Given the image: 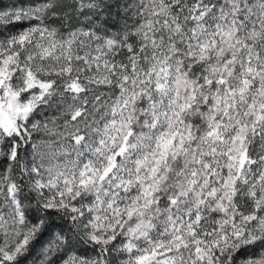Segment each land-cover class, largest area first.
<instances>
[{
	"label": "snow or ice",
	"instance_id": "obj_1",
	"mask_svg": "<svg viewBox=\"0 0 264 264\" xmlns=\"http://www.w3.org/2000/svg\"><path fill=\"white\" fill-rule=\"evenodd\" d=\"M0 264H264V0H0Z\"/></svg>",
	"mask_w": 264,
	"mask_h": 264
}]
</instances>
